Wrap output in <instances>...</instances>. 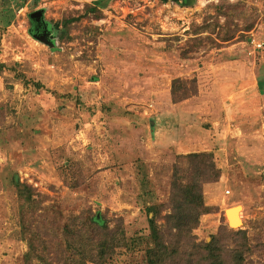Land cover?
Masks as SVG:
<instances>
[{
    "label": "rangeland",
    "instance_id": "374dc122",
    "mask_svg": "<svg viewBox=\"0 0 264 264\" xmlns=\"http://www.w3.org/2000/svg\"><path fill=\"white\" fill-rule=\"evenodd\" d=\"M176 79L195 94L174 103ZM263 161L264 0H0V264H43L95 217L121 232L106 264H146L175 178L200 179L212 209L196 243L242 230L243 264H264Z\"/></svg>",
    "mask_w": 264,
    "mask_h": 264
},
{
    "label": "trees",
    "instance_id": "16d2710c",
    "mask_svg": "<svg viewBox=\"0 0 264 264\" xmlns=\"http://www.w3.org/2000/svg\"><path fill=\"white\" fill-rule=\"evenodd\" d=\"M97 11L95 7L89 9L90 13ZM194 84L195 81L187 83L174 80L171 85L172 101L178 103L193 96ZM187 85L191 87L188 88ZM202 185L203 182L196 178H175L171 181L170 213L165 217L164 225L159 226L155 222L157 212L149 219L151 247L146 252V264H190L192 258L196 259L195 264H243L242 250L248 249L244 246L245 233L242 230L226 233L227 229L223 228L212 238L211 243L195 242L193 231L198 227L200 217L212 210L204 204ZM27 189L18 192L23 203L20 211L22 225L28 214L36 211L35 202ZM79 223V227L63 231L62 240L56 246L46 243L41 254L35 255V258L43 264H106L107 259L114 254V249L122 244L118 236L121 232L103 227V222L98 217L86 222L79 219ZM227 234L233 237L234 243L237 237L240 238L235 243L234 250H238L235 255L224 254L218 246ZM54 254L62 258L55 262L51 257Z\"/></svg>",
    "mask_w": 264,
    "mask_h": 264
},
{
    "label": "water",
    "instance_id": "95a60500",
    "mask_svg": "<svg viewBox=\"0 0 264 264\" xmlns=\"http://www.w3.org/2000/svg\"><path fill=\"white\" fill-rule=\"evenodd\" d=\"M163 1H166V0H163ZM172 2H179L180 0H171ZM183 1H186V0H183ZM30 19L31 21L33 20H37L39 23H43L42 22V12L41 11H36L32 14H30ZM40 30H38L37 32H32L31 31V36L34 37L35 39H42L41 36H39V33ZM15 183L17 184L18 183V179L17 177H15L14 179ZM240 209V206H235V207H231L229 209H226L225 210V217H226V222H227V225L230 226L232 223V219H229V212H232V211H236V210H239ZM238 224L240 225V221L238 220Z\"/></svg>",
    "mask_w": 264,
    "mask_h": 264
},
{
    "label": "flooded vegetation",
    "instance_id": "af4514ba",
    "mask_svg": "<svg viewBox=\"0 0 264 264\" xmlns=\"http://www.w3.org/2000/svg\"><path fill=\"white\" fill-rule=\"evenodd\" d=\"M181 1V0H180ZM31 31L32 32H37L38 30H40V34L42 33L43 30V23H39L37 20H33L31 21Z\"/></svg>",
    "mask_w": 264,
    "mask_h": 264
},
{
    "label": "bare ground",
    "instance_id": "6f19581e",
    "mask_svg": "<svg viewBox=\"0 0 264 264\" xmlns=\"http://www.w3.org/2000/svg\"><path fill=\"white\" fill-rule=\"evenodd\" d=\"M235 212L237 213L236 216H235V221H236L235 223L238 224V220L240 221V219H241L240 209L239 210H236Z\"/></svg>",
    "mask_w": 264,
    "mask_h": 264
},
{
    "label": "built area",
    "instance_id": "2783aa9c",
    "mask_svg": "<svg viewBox=\"0 0 264 264\" xmlns=\"http://www.w3.org/2000/svg\"><path fill=\"white\" fill-rule=\"evenodd\" d=\"M263 44H258L257 47L260 48ZM261 171H262V174L264 175V161L263 163L261 164ZM227 194H229V192H227Z\"/></svg>",
    "mask_w": 264,
    "mask_h": 264
}]
</instances>
